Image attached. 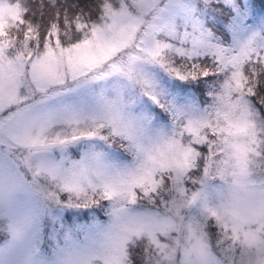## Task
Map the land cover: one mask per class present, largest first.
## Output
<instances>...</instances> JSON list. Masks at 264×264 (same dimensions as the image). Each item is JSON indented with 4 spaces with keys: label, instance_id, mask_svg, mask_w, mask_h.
Masks as SVG:
<instances>
[{
    "label": "snow or ice",
    "instance_id": "obj_1",
    "mask_svg": "<svg viewBox=\"0 0 264 264\" xmlns=\"http://www.w3.org/2000/svg\"><path fill=\"white\" fill-rule=\"evenodd\" d=\"M0 264H264L254 0H0Z\"/></svg>",
    "mask_w": 264,
    "mask_h": 264
},
{
    "label": "trees",
    "instance_id": "obj_2",
    "mask_svg": "<svg viewBox=\"0 0 264 264\" xmlns=\"http://www.w3.org/2000/svg\"><path fill=\"white\" fill-rule=\"evenodd\" d=\"M254 2L258 9L264 13V0H254Z\"/></svg>",
    "mask_w": 264,
    "mask_h": 264
},
{
    "label": "rangeland",
    "instance_id": "obj_3",
    "mask_svg": "<svg viewBox=\"0 0 264 264\" xmlns=\"http://www.w3.org/2000/svg\"><path fill=\"white\" fill-rule=\"evenodd\" d=\"M256 13H257V15H264V13L263 12H261L259 9H258V7L256 6Z\"/></svg>",
    "mask_w": 264,
    "mask_h": 264
}]
</instances>
